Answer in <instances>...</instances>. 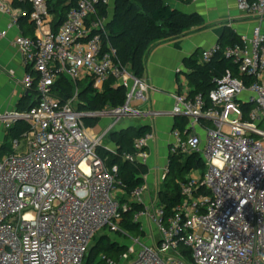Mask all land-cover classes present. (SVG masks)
Listing matches in <instances>:
<instances>
[{
    "label": "built area",
    "instance_id": "2783aa9c",
    "mask_svg": "<svg viewBox=\"0 0 264 264\" xmlns=\"http://www.w3.org/2000/svg\"><path fill=\"white\" fill-rule=\"evenodd\" d=\"M10 1L0 0V11L11 17L8 29L19 16ZM20 1L31 7L20 15L35 23L36 35H20L14 44L32 69L23 83L35 91L36 104L0 113L7 133L21 120L29 125L21 137L9 140V148L0 145V264H84L103 229L123 232L132 240L119 262L102 256L105 264H264L261 25L252 36H241L240 43H216L200 57L205 63L223 54L252 82L228 70L207 99L191 96L187 77L181 76L186 89L173 95V108L166 112L142 109L148 104L150 85L105 44L107 20H91L100 0H76L57 30L47 0ZM239 2L242 9L264 18V0ZM8 29L0 30V37H6ZM64 76L76 86L92 84L98 91L115 79L126 90V102L100 111L81 110L79 85L66 101L54 95L53 86ZM163 114L188 119L185 136L180 128L173 129L170 154L198 153L206 163L205 170H193L181 183L183 199L171 214L157 201L146 200V183L126 200L118 165L108 167L98 151L124 120ZM95 118L111 120L99 132L86 124V119ZM197 127L206 131L205 143ZM154 139L152 131L136 139L135 150L124 152L123 159L146 164ZM105 147L117 152L116 147ZM166 173L167 167L163 179ZM131 202L143 206L134 212V220L151 243L120 227Z\"/></svg>",
    "mask_w": 264,
    "mask_h": 264
},
{
    "label": "trees",
    "instance_id": "16d2710c",
    "mask_svg": "<svg viewBox=\"0 0 264 264\" xmlns=\"http://www.w3.org/2000/svg\"><path fill=\"white\" fill-rule=\"evenodd\" d=\"M176 1L190 3L192 0ZM14 2L17 8L30 10L29 4L20 0H14ZM47 4L51 14L55 17L53 28L57 30L66 18L67 12L76 5V0H47ZM96 8L97 12L91 17V20L99 18L107 20L106 34L104 35L105 44H110L115 49L121 63L139 78L145 77L147 58L155 47L179 39L193 31L208 28L200 14L184 13L174 8L167 0H116L112 17H110L108 3H104L103 0H100ZM240 42L241 37L231 27L226 26L218 43L225 47ZM186 65L189 69L187 79L191 96L202 94L208 99L211 91L217 87L218 80L228 70H231L235 75L245 77L248 83L253 80L251 76L241 75L238 72V64L223 54H218L211 61L205 63H201L196 56H193L187 60ZM78 85L80 101L78 106L81 110L100 111L106 107L123 106L126 102V90L119 86L115 79L105 83L101 91L95 90L92 84L81 82ZM77 86L64 76L58 79L52 90L54 95L62 101H66L74 95ZM32 104L33 107L36 101ZM29 108L31 105L20 110ZM244 108L247 109L248 106L244 105ZM99 123V118L86 119V124L89 127H96ZM187 123V118L176 117L174 128H180L185 136ZM205 124L210 125L211 123ZM28 130L29 125L26 121L17 122L9 130L7 141L1 147L9 148L10 139L19 138ZM151 131V125L129 126L113 130L108 136L115 144L117 152L105 145H102L98 150L108 167L118 165L120 178L125 183L128 193L126 200L129 199V194L134 188L145 183L148 167L142 163L126 161L122 154L133 152L135 140ZM205 167L206 163L198 153L169 155L167 173L157 193V203L165 208L167 214H171L183 199L181 183L193 170H205ZM142 208L141 204L131 202L128 211L123 212L121 229L135 236L144 235L141 224L134 220V212ZM126 246L104 234L91 247L84 264H105L104 259L101 258L104 255L119 262ZM97 257H100V260L96 262Z\"/></svg>",
    "mask_w": 264,
    "mask_h": 264
},
{
    "label": "crops",
    "instance_id": "0c3cea01",
    "mask_svg": "<svg viewBox=\"0 0 264 264\" xmlns=\"http://www.w3.org/2000/svg\"><path fill=\"white\" fill-rule=\"evenodd\" d=\"M167 1L184 13L200 14L208 25V28L203 30L193 31L174 41L160 44L148 55L144 78L150 85L149 101L142 109L169 112L174 105L173 95L186 89L182 77H187L189 69L186 63L189 58L196 56L200 61L202 52L219 42L226 26L231 27L240 37L252 36L257 24H260L264 30V18L260 19L252 12L242 9L239 0H192L190 3ZM10 3L19 16L18 23L8 29L11 17L0 11V30L8 29L7 36L0 37V113L24 109L35 101V91L26 89L23 83L25 76L32 69L24 64L14 41L20 35L35 36L36 26L28 17L20 15L22 9L15 6L14 0ZM115 3L116 0H108L110 17L114 14ZM54 18L52 14V22ZM178 69L181 71L179 74ZM140 125H151L155 135L150 145L152 154L145 164L148 167L145 183L148 188L146 200L157 201L159 185L163 181L170 147L174 141L172 131L175 127V118L169 114L154 117L140 115L124 120L119 129ZM197 132L205 143L206 137H203L199 130ZM7 134L0 123V145L7 141Z\"/></svg>",
    "mask_w": 264,
    "mask_h": 264
},
{
    "label": "rangeland",
    "instance_id": "374dc122",
    "mask_svg": "<svg viewBox=\"0 0 264 264\" xmlns=\"http://www.w3.org/2000/svg\"><path fill=\"white\" fill-rule=\"evenodd\" d=\"M110 120L111 119H109V118H101L99 125L96 126V130L99 131V132H102L105 129V126L107 125L108 121H110ZM119 126H118V128L116 127L115 130H118ZM197 130H199V132L202 134L203 137H207L206 131L203 128L197 127ZM103 143L106 146H108V147H111V148L115 147V145H114V143H113V141H112L110 136H106L104 141H103ZM161 186H162V184L160 183L159 187L161 188ZM152 197L153 198L155 197L154 193L152 194ZM145 222H147V221H145ZM146 225L149 226L150 224L147 222ZM104 234L109 235L110 239L120 241L121 243H124L125 245L132 244V240L130 238H128V237H125L123 232H115V231H110V230H107V229H103L102 231H99L96 234L94 240L91 243L90 249H91L92 246H94L97 243V239L100 236L104 235ZM140 236H143V242L151 243V237L146 232H145L144 235H140ZM90 249H89V251H90ZM86 259H87V257H86ZM86 259H85V261H86ZM99 260H100V257H97L96 262L99 261Z\"/></svg>",
    "mask_w": 264,
    "mask_h": 264
},
{
    "label": "water",
    "instance_id": "95a60500",
    "mask_svg": "<svg viewBox=\"0 0 264 264\" xmlns=\"http://www.w3.org/2000/svg\"><path fill=\"white\" fill-rule=\"evenodd\" d=\"M33 104H31V107H32ZM166 176V175H165Z\"/></svg>",
    "mask_w": 264,
    "mask_h": 264
}]
</instances>
